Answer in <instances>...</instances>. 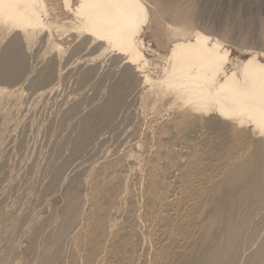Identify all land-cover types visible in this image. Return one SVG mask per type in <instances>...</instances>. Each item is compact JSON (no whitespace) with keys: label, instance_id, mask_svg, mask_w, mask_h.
<instances>
[{"label":"bare ground","instance_id":"6f19581e","mask_svg":"<svg viewBox=\"0 0 264 264\" xmlns=\"http://www.w3.org/2000/svg\"><path fill=\"white\" fill-rule=\"evenodd\" d=\"M150 1L168 18L178 23L183 22L186 24L185 27L174 22L161 24L166 34L163 37L160 36L162 37L161 39H163L160 45L165 51L163 55L160 56L161 64L159 66H157L159 62L155 64V68H157L155 71L150 69L153 63L150 65V61L146 59L144 53V48L146 47L140 38L142 25L148 18V8L144 0H0V27L12 33L0 51V82L9 84L22 79L27 73H31L32 77L29 82L30 84L35 85V87H46L51 85L52 89L55 88L53 85L56 79H58V60L61 47L56 43L52 44L50 46L49 59L46 60L45 63L40 64V67L36 69L34 74V68L30 66L26 53L22 49V42L20 39L31 37L33 34L45 30L51 23L58 22V11L66 14V18H70L69 36L67 38L69 46L65 51V60H70L76 53L83 50L93 51L96 56L84 61V64L91 63L93 65L89 64L91 67L81 72L82 79L93 80L95 77L91 76H95L98 68H101V66L103 67L105 64V62L103 64L102 61L96 63L95 58L98 60L100 57L109 56L111 59V61H109L111 63L109 62L107 63L108 65H104L105 70L104 73H101L100 81L106 79L113 80L108 90L109 93L106 101L96 106V104H94L95 99L93 98L94 103L91 105L90 109L88 108L89 110L86 109V114H83L85 112L84 109L80 110L78 106L72 109V112H67V115L61 119L63 122L66 120L68 121L72 115H76L79 112V114H77V119L73 120L76 124L73 126L71 125L74 127L71 128L74 130L72 131L74 132L73 136L66 137L67 139L65 142H62L64 147L62 148L64 150L67 149L65 150L66 153H63L67 155L69 152L68 157H65V159L64 156L66 155L62 156L63 158L60 157V151H62L60 149L61 145L60 147L59 145H57L58 147L55 145L54 147L60 149L58 151L60 156L55 155L60 157V159L58 158L59 160H63L61 163L56 161V163H60V165L55 164L52 160L50 161V163L53 162L54 165H58V167L56 166L54 170L52 166L54 172L51 174L53 176L50 183V177H47L48 173H44V175H47L45 176L48 178V181L47 183H45L46 180L44 181V186L41 183L40 185L45 187L46 184H48V186L45 187L47 188L45 189L46 191L42 189L44 192L49 193L52 190L54 191L56 183L58 181L61 183L62 181L60 176L63 171L66 168L68 170V167L69 169L72 167L71 171H77L75 175L72 172L73 174L71 175H74V177L70 176L73 178L71 181L74 187H70L71 178L69 177L70 179H68V181L70 185L67 183V186L70 189L66 187L67 190L64 189L66 192L62 189L65 193V195L62 193L65 198V203L64 206L61 205L62 203L59 204L62 208H59V213L58 215L56 214L57 216L52 215L53 213L51 214L52 216H50L49 213L52 210V208L50 210V207L54 206H50L51 203H47L50 196H44V192H42L44 198L48 197L45 202L46 205L50 206L48 210V212H50L45 218L44 216L39 217L42 216L40 215L41 213L38 214L36 212L38 216L35 215V217H39L36 222H34V217H32V221L35 225L34 223L32 224L34 225L32 230L30 227L31 235L29 238L31 243L27 248L26 256L20 257L21 253L18 251L20 255L19 258L16 257V260L18 259L16 263L75 264L74 258H68V261L65 262L66 258L63 256L64 261H60L62 260L61 254L64 251L63 249L67 247L65 245L73 246V253L75 251L77 252L78 249L82 250L84 248L82 246V233L85 231V226L80 220L82 219L81 216H83L84 204L88 198L75 191V187L82 182L81 176L86 168L93 170L91 174H94L96 169H93V165L96 160L103 156H106L107 160L112 159L117 147L126 143L127 136L124 134L122 124V128L118 130L116 125L114 126L116 121L113 123L112 121L115 119V113L121 108L127 111L132 109V107L139 102L142 103V105L138 104L139 107L142 106L148 109L150 113H153V117H162L163 122L166 121V119L163 120L161 112H168L180 117V119L176 117L175 119L178 120L173 121L174 119L172 120V118L175 117L173 116L170 122V124H172V122L176 123V121H179L178 123L181 124L179 125V132L188 130L192 132L196 131L195 125H197V123H199V125L203 124L205 121L200 117V114L209 115V119L213 117V119L219 123L237 131L240 135V140L248 144V153L244 154L242 160L240 159V161L234 163L231 168H228L224 178L217 181L214 189V196L203 206L204 208H209L211 213L205 218L203 223L199 225V230L196 235L190 232H183L181 238H178L173 235L172 231L166 232L163 230L157 234L156 239L159 241V250H161L162 254L166 257L162 258V264H264V52L258 50L251 51L243 60L238 57H231L229 50L223 46L219 39L212 38L210 35L198 30L195 24L203 23L204 11L206 10L204 4L207 0ZM46 3H48V6H46ZM233 29L235 30L234 26L228 27L225 30L226 36L231 37L234 32ZM19 31H23V34H19ZM62 79L65 80V77H62ZM55 89H57V86ZM86 100H88L89 103L92 101L91 98H87ZM80 111H83L82 114L85 116L81 115ZM159 114L162 116H159ZM68 122H66L67 125ZM45 123H47V121H45ZM64 123L61 121L60 124L63 126H57L60 128L59 132L61 131V127H64ZM46 125L48 126V124ZM53 131H55V133H52L54 136L58 131L56 128ZM65 131L67 132V130H64V132ZM103 131L111 133L114 137H112V141L108 146L105 144L103 155L101 154L103 153L101 149V151H99L101 154L100 157L92 161L89 159V161L86 157L89 153L88 148L90 146L91 148L94 147H92V145L100 140ZM69 132L70 131L65 134L68 135ZM26 133L27 130L23 132V134ZM43 133L44 132H42V134ZM155 133L158 132L156 131ZM39 135H41V133H39ZM58 135L59 133L57 136ZM61 137L58 136L57 138ZM159 137V135H153L154 139H158ZM62 138L61 141H63ZM54 139H56V137H54ZM51 142L53 143L54 141ZM20 145L22 144L19 143L16 145L15 149L18 147L17 149L21 151V147L25 148V146ZM51 146L52 150L51 147L50 150L55 152L53 150V145ZM96 146L97 145H95V147ZM38 147L41 149L40 145L37 146V148ZM57 148L56 151L58 150ZM34 149H36V147ZM93 149L96 150L95 148ZM38 150H34L35 153ZM18 151L15 152L18 153ZM41 152L39 150L40 155ZM49 152L50 151H48V153ZM38 155L36 154L37 157ZM1 157L2 160H4L5 154L4 157L3 155H1ZM37 157L35 159H37ZM51 157L54 156L51 155ZM57 157L54 158L57 159ZM46 158H49V156L46 157L45 155V160L47 161ZM90 158L92 159L93 157ZM50 159L51 158H49L48 161ZM46 161H44L45 164L49 163H46ZM1 162L3 163L4 161ZM2 163L0 167L2 168L1 171L4 168L2 167ZM4 165L7 164L4 163ZM24 165L26 166V163H24ZM104 165H107V163ZM7 166L11 167L9 165ZM44 166L45 170L42 166L40 171L43 170L45 172L49 165H47V167L46 165ZM179 167L182 175L192 174L194 169L197 168L196 164L192 162H188L185 167ZM50 168L47 170L51 173L52 170ZM6 171L9 172V169H5L4 177L1 176L2 178H5L8 174ZM70 173L71 172H69V174ZM28 174H30V171ZM38 174L39 173L35 175L38 179L37 181L43 182L38 178ZM136 174H138L139 177L138 181L145 184L149 180L148 178L151 177V173H149L147 169L140 171V175L138 171ZM27 177L29 179L32 178L31 175ZM27 177L23 179L26 182ZM43 177L42 175L41 178ZM23 180L21 179V181ZM28 181H32V184L33 182H37L33 179ZM110 182H112V180H110ZM32 184H30V188ZM9 186L11 187V184ZM90 186L97 194L104 195L106 192V187L97 186L94 180L90 181ZM10 187H8L9 190ZM33 187L37 189L36 185L32 186V188ZM58 187L61 188L59 185ZM19 188L20 186L18 185V194L22 193ZM26 189L22 188L24 191H26ZM6 190L9 192L8 189ZM14 190L15 189H13V192H15ZM24 191L23 193H25ZM28 191L31 192V189ZM38 191L40 190H37V192ZM3 192H5V190ZM15 193L14 195L12 194V196H15ZM33 193V200L31 202L33 203V201H35L37 206L36 200L38 201L42 196L38 198L35 190ZM108 193L106 194L107 197H109ZM129 193L132 197L130 201L136 202L131 208H127L125 205H116V203H113V205L118 208L117 210L121 211V214L127 221L138 222L144 228H147L150 223L154 222V216L147 210L144 204L146 200L151 198L150 193L142 190L129 191ZM6 194L8 195L10 193ZM57 194L53 192L54 196ZM34 195L38 199L36 198V200H34ZM45 195L47 194L45 193ZM62 195L60 196L62 197ZM24 196L22 198H24ZM29 196H31V194ZM8 198H10V196ZM13 198L16 199V197H12V199ZM18 198L19 200L22 199L21 197ZM44 198H42L43 203L41 202L43 206L45 205ZM12 199L10 200L15 204L16 201H13L15 199ZM166 199L167 196L164 197V200ZM189 199L190 198H187L183 192H172V198L168 204V206H171V212H165V220L170 219V214L171 216L183 214L184 207L187 205V212L183 215L188 221H197L195 210L192 209L189 211L193 206L195 207L196 204L189 203ZM19 200L18 202H20ZM175 200L176 203L173 205ZM28 201L27 203L29 204L30 199ZM62 201L63 200H61V202ZM39 202V208L37 207L38 210L42 207V204L40 203V205ZM161 203H163V198L158 204L160 205ZM0 204L2 205V203ZM14 204L12 205L14 206ZM20 204H22V202ZM17 205L18 203L15 206ZM25 206L24 211L26 210ZM29 206L31 205L29 204ZM32 206H34V204ZM44 207L42 209H44ZM29 208L33 209L34 207ZM54 209L55 208H53V210ZM31 212H28V214ZM32 216H34V214ZM30 217L25 216V218ZM27 220H23V222ZM93 220L94 218L92 216L91 221ZM14 221L16 222L17 220ZM109 222L110 221L106 223ZM48 223H50V225L53 223L55 226L51 227V231L50 227L48 228L50 232L48 231L49 233L47 236L45 234V237L42 234L44 232L43 229H45L43 226H46ZM94 223L93 229L88 234L89 247L97 248L104 244L113 248L117 264H120L123 255L127 258H131V250L146 243V236L144 234H140L139 232L128 233L129 229L127 225H121L120 229L118 228L117 232L111 237L108 227H104V223L101 219H95ZM15 224L17 225L19 223ZM76 224H78V229L75 232ZM27 225H30V222L29 224L27 223ZM13 227H15L17 231L20 230L17 229L19 226L16 227L13 224ZM16 230L15 234L17 233ZM41 234L44 237L43 239L40 238ZM11 235H13V233H10V236ZM99 235H102V239L99 238ZM17 236L18 233L15 237L16 239ZM37 240L40 242L43 241L40 244ZM10 242L7 248L4 247L5 251L1 249L4 252L1 251L3 253L0 254V264H14L13 262L16 261L14 258L18 256V252L16 254L15 250L17 249L15 248L19 250V247H16L17 241L16 245L14 244L15 241L12 243ZM69 260L71 262H69ZM100 264H105V262Z\"/></svg>","mask_w":264,"mask_h":264},{"label":"rangeland","instance_id":"374dc122","mask_svg":"<svg viewBox=\"0 0 264 264\" xmlns=\"http://www.w3.org/2000/svg\"><path fill=\"white\" fill-rule=\"evenodd\" d=\"M144 1L146 2L148 8V18L142 25V33L140 38L146 47L144 48L146 59L150 61V65L153 63V65L150 66V69L155 71V69L157 70V68H155V64L157 62H159L157 63V66L161 64L160 56H162L165 51V49L160 45L163 41L161 38L166 34V31L163 27H161V24L174 22L182 27H185L186 24L183 22L178 23L175 20L168 18L150 0ZM46 6H48V3H46ZM204 7L206 8V12L204 11L203 23L195 24V27H197L198 30L210 35L212 38L219 39L223 46L229 50L231 57H238L243 60L250 54L251 51L258 50L264 52V0H207L204 4ZM57 17L59 21L51 23L45 30L37 32L31 37L20 39L22 42V49L26 53V57L30 62V66L34 68V70L32 69L33 73L37 68L40 67V64L45 63V61L49 59L50 46L52 44L56 43L61 47L60 57L58 60V79H56L53 85L55 88L57 86V89H52L51 85L46 87H35V85L30 84L29 82L32 77L31 73H27L24 77H22V79L9 84L0 82V160L4 161L3 163L0 161L2 163V167H4L2 171V168H0V203H2V205L0 204V252L3 251L1 249H4L5 251V248L8 247L7 245H9L10 241V243L15 241V245L17 241L16 247L18 246L19 250L18 248H15L17 249L15 251L16 254L18 251H20L21 255L18 252V256H15L14 258L15 260L16 257L19 258V255L22 257L27 253V248L31 243L29 237L31 235L32 227L35 225L34 222H36L37 218L43 216L45 218V216H47L50 212H48V210L51 205L54 207L51 206L50 210L51 208L52 210L53 208L55 209L53 212L51 210L49 213L50 216L56 214L58 215L59 208L61 209V205L64 206L65 203V198L63 195H65L64 192H66L64 189L67 190L66 187H68V179H70L72 176L74 177V175L77 173V171H71L72 167L70 169L68 167V170L66 168L60 176L62 184L58 181L56 183V188H53L54 191L52 190L49 193L44 192L46 191L45 189H47L45 187L48 186V184H46V186L43 187V184L47 183L48 181L47 177H50V183V180L53 176L51 174H53L56 166L58 167V165H60L62 162V156L66 155L65 150L67 149H63L64 147L62 142H65L67 139L66 137L73 136L74 132L72 131L74 130L71 128H74L72 126L76 123L73 120L77 119V114H79V112L76 115H72L71 117L73 119L70 117L72 120L69 119V122L66 120L64 123L61 119L67 115V112H72V109L75 107L77 108L78 106L80 110L84 109L85 111L84 113L83 111H80L81 115L86 114L87 110H89L91 105H93L94 99V104H96V106L103 103V101H106L109 93L108 90L110 88L111 82H113L111 79L100 81L101 73H104L105 70L104 65H108L107 63L111 61L109 56H103V58L100 57L98 60L95 58L96 63L102 61L103 64L104 62L105 64L103 67L101 66V68H98L97 74L95 76H91L95 77L93 80H85L81 78V72H83L82 70L93 65L91 63H89L91 65L87 63L84 64V61L96 56L93 51L83 50L76 53L70 60H65V51L69 46V41L67 38L69 36L70 18H66V14L61 11H58ZM233 26L235 27V30L233 29L235 33L233 32L231 37L226 36L225 30L228 27ZM18 33L22 35L23 31H19ZM11 34L12 33L7 32L4 28L0 27V51ZM62 77H65V80L62 79ZM87 98H91L93 102L91 101L89 103L88 100H86ZM138 104L142 105V103L137 102L132 107V109L127 111H125L124 108H121L115 113L116 120L113 119L112 121V123L116 121L117 124L115 123L114 126L116 125L118 130L123 127L124 134L127 136L126 143L117 147L112 159L107 160V157L103 156L96 160L93 165V169H96L94 174H91L93 170L86 168L85 172L81 176L82 182L77 185V187H75V191L85 195V197L88 198L84 204L83 216H81L82 219L80 220L85 226V231L82 233V246L84 248L82 250L78 249L77 252L75 251L73 253V246L65 245L67 247L64 246V251L61 254L62 260L60 261H64V256L66 258L65 262L68 261V258H74L75 264H100L102 262H105V264H117L115 260L116 258L114 257L113 248L104 244L97 248H91L88 245V234L93 229L95 224L94 220L101 219L104 223V227H108L111 237L117 232L118 228L120 229L121 225H127L129 229L128 233L139 232L140 234H144L146 236V243L133 248L130 253L131 258H127L125 255H123L120 260V264H162V258L166 257L162 254V251L159 250V241L156 239L157 234L163 230L166 232L172 231L173 235L178 238H181L183 232H190L191 234L196 235L199 230V225L202 224L205 218L211 213L209 208H204L203 206L214 196V189L217 181L224 178L228 168H231V166L234 163L240 161V159L242 160L244 154L248 153V144H246L245 141L240 140V135L237 131L231 129L229 126L219 123L213 119V117L209 119V115L200 114V117H202L205 121L203 124L199 125V123H197V125H195L196 131L192 132L191 130H188L179 132V125H181L178 123L179 121H176V123L172 122V124H170V122L173 116H175L172 118V120L174 119L173 121L180 119V117L174 114L172 115L168 112H161L163 115V120L166 119V121L163 122L162 117H153V113H150V111H148V109L145 107H139ZM162 115L159 114V116ZM176 117L178 119H175ZM44 120L47 121V123H45ZM61 121L64 123V127H61V131L59 132L60 128L58 127L63 126L60 124ZM66 122H68V125ZM46 124H48V126ZM55 128L58 131L57 134L59 133L58 136L63 137H61L63 141H61V138H57V134L53 136L52 133H55V131H53ZM25 129L27 130V133L23 134V132L26 131ZM50 130L51 132L49 133ZM64 130H67V132L70 131L68 135L65 134L67 132H64ZM156 131L158 133H155ZM42 132L44 133L42 134ZM39 133H41V135H39ZM153 135H159L160 137L158 139H154ZM54 137H56L57 140L54 139ZM112 137H114V135L103 131L100 136V140L92 145V147L94 146L93 148L96 150L91 148V146L88 148L89 153L88 156L86 155L87 159L92 161L93 159L100 157L101 154L103 155V150L105 148L104 146H108L111 143ZM51 141H54L55 143L57 141V143L55 144ZM19 143L22 144L20 146H25V148L21 147V151L20 149H17L18 147L16 148L17 150L15 149L16 145ZM39 145L41 149L39 147L38 148L40 152L42 151L41 155L37 148ZM51 145H53V147L55 145H59L60 147L61 145V156L58 152L60 150L57 148L58 146L53 148L55 151L53 152L51 151ZM95 145L97 146L95 147ZM35 147L38 150L36 153V149H34ZM56 148L58 149L57 151ZM101 149L103 153L100 154L99 151H101ZM14 150H19L20 153L19 151L16 153ZM48 151L50 152L48 153ZM91 151H96L94 153L98 154L96 155ZM91 153L92 155L90 156ZM4 154L6 159L3 158L4 160H2L1 155L4 157ZM36 154H39V158L36 156ZM55 154L62 157V160H59L60 157H57ZM45 155L46 157L49 156L51 159L48 161L49 158H46V161ZM51 155L57 157V159L51 157ZM68 155L69 152L66 156H64V159L65 157L67 158ZM35 156L38 160L35 159ZM90 157L93 158L91 159ZM43 160L46 161V163H49L45 164ZM51 160L58 165L55 166L53 162L50 163ZM56 161L60 163H56ZM188 162L196 164L197 168L194 169L192 174L182 175L180 173L181 170H179V166L185 167L187 166ZM4 163L11 167L4 165ZM24 163H26V166ZM105 163H107V165H104ZM43 164L46 165V167L49 165L48 168L51 166V173L48 172V168H46L45 172L43 170L40 171L42 166L45 170V166ZM52 166L54 167V170L52 169ZM7 168L9 169V172L6 171L8 174L6 175L5 172V178H2L4 177V171L5 169L7 170ZM144 169L149 170V173H151V177L148 178L149 180L146 184L139 182L138 174H136L138 171L140 175V171ZM29 171L30 174H28ZM69 172L71 173L69 174ZM72 172L74 175H71L73 174ZM37 173H39L38 178H40V180L43 182L37 181L38 179L35 176ZM44 173H48V176L45 174L47 176L46 177ZM30 175L32 177H30L31 179L27 177ZM42 175L44 176L43 178H41ZM25 177H27V182L23 180ZM21 179L29 185H26L23 181H21ZM32 179L34 181L36 180L37 182H33L32 184V181H28ZM72 179L73 178H71L70 181ZM45 180L46 182L44 183ZM91 180L96 181L97 186L106 187V192L104 195L97 194L96 191L91 188ZM110 180H112V182H110ZM12 183L18 184L14 185ZM40 183L43 186L40 185ZM10 184L11 187L9 186ZM30 184H32L31 188ZM57 184L61 186V188H59ZM18 185L20 186V192H22L20 194H18ZM25 185L27 189L29 188L28 190L31 189V192L26 189ZM35 185L37 189L34 187V189L32 188V186ZM8 187H10V190ZM70 187H74L72 185V181ZM22 188H25L27 192L22 190ZM6 189H8L9 192H7ZM13 189H15L14 191L19 196L13 192ZM107 189L110 193L107 192ZM4 190L6 193H10L11 195H7L5 192H3ZM32 190L33 192L34 190L36 191L37 194H35L38 198L42 196L40 199H38L34 195V200H36V198L38 199V201L36 200L37 206L35 201H33V203L31 202L33 200L34 194ZM37 190L42 191L40 193V191L37 192ZM139 190L149 192L151 196V198L146 200L144 204L146 205L147 210H149L154 216V222L150 223L147 228H144L138 222L127 221L126 218L121 214V211L117 210L118 208L113 205V203H116V205L120 204L127 206V208H131L136 202L130 201L132 197L130 196L129 191ZM23 191L26 194L23 193ZM42 192H44V196H50L51 200L50 198L48 199V197H45V199ZM53 192L56 194L58 193L59 195L57 194L54 196ZM172 192H183L187 198H190L188 200L189 203L196 204V206H193L189 211L192 209L195 210L197 221H188L183 215L187 212V205L184 207L183 214L171 216L169 213L170 219L165 220V212H171V206H168V204L171 201ZM14 193L15 196H12ZM45 193L47 195H45ZM62 193L64 194L62 195ZM107 193L109 197H107ZM28 194H31L32 197ZM60 195H62V197ZM9 196L10 198H8ZM11 196L16 197V199L13 198L15 199L13 200ZM17 196L21 198L24 196V198L21 199L24 200H19ZM166 196L167 199L164 200V197ZM42 198H44L45 205V201L48 199L49 201H47V203H51L50 206L44 205V207L42 204ZM162 198L163 203L159 205L158 203ZM10 199H12L14 202L16 201L18 205L15 206L17 203H12ZM29 199V204L31 206H29L27 203L29 202ZM60 199L63 201L61 202ZM18 200L20 202H18ZM21 202L22 204H20ZM38 202L39 204L42 202V205L40 204L42 207L40 206L41 208L39 210ZM175 203L176 200L174 201L173 205ZM12 204H14V206ZM33 204L34 206H32ZM59 204L61 205L59 206ZM24 206L26 207L27 211L31 210L32 212L28 211L31 212L28 214L26 210L24 211ZM27 206L28 208H34L28 209ZM43 207L44 209H42ZM36 212L38 214L41 213L40 215L42 216L35 217V215L38 216ZM33 214L34 216H32ZM25 216H29L30 218H25ZM92 216L94 218L93 221H91ZM32 217H34V222L32 221ZM14 220L17 221L15 222ZM23 220H27L28 222H23ZM108 221L110 222L106 223ZM29 222L30 225H27ZM15 223H19L17 225L21 227L19 228ZM33 223L34 225H32ZM13 224L14 226L18 227L17 229L20 230L17 231L16 228L13 227ZM48 224L50 225V223ZM48 224H46V226L44 225L45 227L43 226L45 229L42 228L44 232H41H43L42 234L44 236L45 234L47 236L51 231V227L55 226L53 223H51L52 226H49ZM49 227L50 231L48 230ZM14 228L18 233L17 239L15 238L17 233L15 234ZM77 229L78 224H76L75 232ZM10 233H13V235L10 236ZM41 236L40 238L43 239L44 237ZM99 238L102 239V235H99ZM37 242L41 244L40 241L37 240ZM17 260L13 263L18 264L16 263ZM69 262L71 261L69 260Z\"/></svg>","mask_w":264,"mask_h":264}]
</instances>
